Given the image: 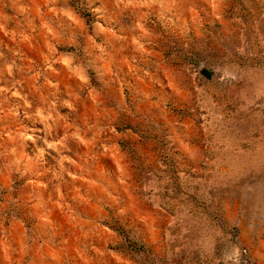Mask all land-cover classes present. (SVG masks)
<instances>
[{"label":"rangeland","instance_id":"374dc122","mask_svg":"<svg viewBox=\"0 0 264 264\" xmlns=\"http://www.w3.org/2000/svg\"><path fill=\"white\" fill-rule=\"evenodd\" d=\"M0 264H264V0H0Z\"/></svg>","mask_w":264,"mask_h":264}]
</instances>
